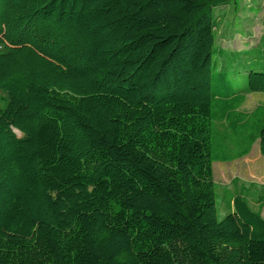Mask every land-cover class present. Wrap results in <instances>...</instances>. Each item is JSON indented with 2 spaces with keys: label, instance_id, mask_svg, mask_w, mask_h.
<instances>
[{
  "label": "trees",
  "instance_id": "obj_1",
  "mask_svg": "<svg viewBox=\"0 0 264 264\" xmlns=\"http://www.w3.org/2000/svg\"><path fill=\"white\" fill-rule=\"evenodd\" d=\"M233 2L0 0V264H264V185L216 202L214 163L264 157V71L215 62Z\"/></svg>",
  "mask_w": 264,
  "mask_h": 264
},
{
  "label": "rangeland",
  "instance_id": "obj_2",
  "mask_svg": "<svg viewBox=\"0 0 264 264\" xmlns=\"http://www.w3.org/2000/svg\"><path fill=\"white\" fill-rule=\"evenodd\" d=\"M214 12L217 22L215 62L223 68L235 91H245L250 71H264V58L259 56V42L264 36V0H236ZM260 9V10H259ZM3 97H5L3 95ZM264 104V94L247 96L241 110L249 112ZM4 108V104L0 103ZM218 215L222 219L232 212V200L245 195L249 185V202L253 210H259V186L264 184V157L259 141L252 147L248 157L233 162L213 164ZM264 218V208L261 211Z\"/></svg>",
  "mask_w": 264,
  "mask_h": 264
},
{
  "label": "crops",
  "instance_id": "obj_3",
  "mask_svg": "<svg viewBox=\"0 0 264 264\" xmlns=\"http://www.w3.org/2000/svg\"><path fill=\"white\" fill-rule=\"evenodd\" d=\"M257 106H258V105H257ZM257 106H256V107H257ZM249 155H250V154H249ZM249 155H248V156H249ZM248 156H246V157H248ZM263 185H264V184H263Z\"/></svg>",
  "mask_w": 264,
  "mask_h": 264
}]
</instances>
